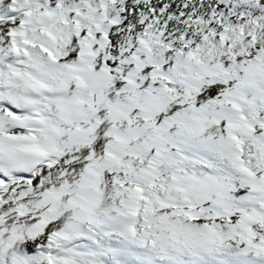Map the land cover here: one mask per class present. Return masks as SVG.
<instances>
[{
	"label": "snow or ice",
	"instance_id": "snow-or-ice-1",
	"mask_svg": "<svg viewBox=\"0 0 264 264\" xmlns=\"http://www.w3.org/2000/svg\"><path fill=\"white\" fill-rule=\"evenodd\" d=\"M0 264H264V0H0Z\"/></svg>",
	"mask_w": 264,
	"mask_h": 264
}]
</instances>
